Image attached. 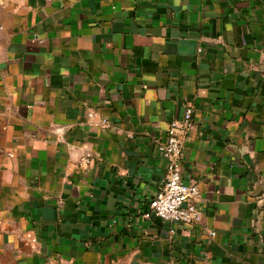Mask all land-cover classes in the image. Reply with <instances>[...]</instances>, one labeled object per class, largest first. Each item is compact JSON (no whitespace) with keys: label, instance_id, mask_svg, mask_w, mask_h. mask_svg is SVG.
<instances>
[{"label":"crops","instance_id":"1","mask_svg":"<svg viewBox=\"0 0 264 264\" xmlns=\"http://www.w3.org/2000/svg\"><path fill=\"white\" fill-rule=\"evenodd\" d=\"M0 264H264V0H0Z\"/></svg>","mask_w":264,"mask_h":264},{"label":"built area","instance_id":"2","mask_svg":"<svg viewBox=\"0 0 264 264\" xmlns=\"http://www.w3.org/2000/svg\"><path fill=\"white\" fill-rule=\"evenodd\" d=\"M191 117L192 111L188 108L180 120L169 124L165 142L157 146V152L167 162V173L162 188L149 204V212L145 215L147 218L187 225H196L202 220L195 203L198 188L195 184L184 183L180 174L183 138L191 126ZM209 235L214 236V232L210 231Z\"/></svg>","mask_w":264,"mask_h":264}]
</instances>
